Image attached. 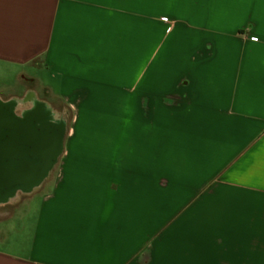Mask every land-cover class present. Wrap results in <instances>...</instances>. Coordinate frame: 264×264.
Masks as SVG:
<instances>
[{
	"label": "crops",
	"instance_id": "crops-1",
	"mask_svg": "<svg viewBox=\"0 0 264 264\" xmlns=\"http://www.w3.org/2000/svg\"><path fill=\"white\" fill-rule=\"evenodd\" d=\"M0 64L122 131L0 213V264H264V0H0Z\"/></svg>",
	"mask_w": 264,
	"mask_h": 264
},
{
	"label": "water",
	"instance_id": "water-1",
	"mask_svg": "<svg viewBox=\"0 0 264 264\" xmlns=\"http://www.w3.org/2000/svg\"><path fill=\"white\" fill-rule=\"evenodd\" d=\"M0 133L6 136L26 134L33 138H39L38 145L36 139L27 142V147L30 150L28 162L35 168L38 155L40 170L37 172L33 169L28 172L26 180H32L33 184L37 185L48 176L49 171L57 164L64 149L67 129L62 124L55 122L47 109H43L39 113L31 112L26 115V121H22L15 115L13 103L0 100ZM7 144H11V142L7 141ZM6 148L9 150L11 145L9 147L6 145ZM5 179L13 181L19 178H5L2 174L0 180ZM35 185H29L22 191L30 192ZM17 191L18 189L15 187L0 186V201L12 197Z\"/></svg>",
	"mask_w": 264,
	"mask_h": 264
},
{
	"label": "rangeland",
	"instance_id": "rangeland-1",
	"mask_svg": "<svg viewBox=\"0 0 264 264\" xmlns=\"http://www.w3.org/2000/svg\"><path fill=\"white\" fill-rule=\"evenodd\" d=\"M22 72L23 73L25 72L33 77H35L34 75H40V77L44 80V82H46L48 78L46 73L38 72L37 74L36 73L37 71L35 69L33 70L31 68L30 69L28 68L25 70H20V68L16 66L0 64V97L3 100L13 97L15 101H17L18 103V107H17L18 110L19 109L22 110V108H24V106L21 105V99L23 97V94L25 93L26 85H27L26 80L20 81L19 79V75ZM28 87L30 86L28 85ZM55 89L57 93L58 88L55 87ZM38 94H39V97L41 98L45 97V101L50 106V109H47V108L46 109L52 114L53 120L55 122L60 120L66 124L67 136H66V140L64 144L65 150L71 147L72 139L77 132H85V131L93 132V133L108 132L113 135L122 132V131L117 132L116 127L114 125L113 126H110V125H107V126L106 125H91V126L87 125L86 126L84 124L83 125L80 124L81 117H83L84 121L85 119L88 120V118H91V117L97 118L100 116H106L108 119L114 118L116 115L115 109L113 110L102 109V110H99L101 112L100 114L92 115L87 112H84L85 110H78V108H69L67 103L62 98H58V97L52 98L51 94H47L43 92L42 89H39ZM127 132H130V131H127ZM108 143H109V148L110 147L114 148L115 145L111 144L112 142H108ZM51 187L52 186H49L47 189L50 190ZM41 195L42 193L35 195L33 200L30 201L27 205L23 204L20 206L19 201L21 200L25 201L27 199V197H22L21 199H18L17 201L18 203L13 204L12 206H6L3 208H0V213H8V212L14 211L15 208L20 206L18 209L15 210V212L20 213L19 212L20 210L23 211L27 207L26 209L27 213L33 215L37 212L39 208ZM22 206L25 208L23 209ZM17 225H18L17 221L14 220L12 221V226L9 227L10 235L15 240H17V236L20 234L18 231ZM1 228H4V227H1ZM14 244H16V241L14 242Z\"/></svg>",
	"mask_w": 264,
	"mask_h": 264
},
{
	"label": "flooded vegetation",
	"instance_id": "flooded-vegetation-1",
	"mask_svg": "<svg viewBox=\"0 0 264 264\" xmlns=\"http://www.w3.org/2000/svg\"><path fill=\"white\" fill-rule=\"evenodd\" d=\"M0 100H2L0 98ZM4 102L13 103L14 104V113L18 117V119L22 121H26V115L35 112L39 113L43 109H46V105L40 98L37 99L34 92L30 91L26 98L21 99V105L24 106L22 110H18V103L15 100H2ZM62 124L66 128V124L62 121H57ZM36 139V144L38 145L39 138H33L26 134H19L13 136H6L0 133V155L2 158L0 159V176L3 174L5 178L15 177L19 179H15L10 181L8 179L0 180V186L7 187H15L18 191L10 198L0 201V204H4L8 202L10 199H20L25 197L27 192L22 191L23 188L28 187L33 184L32 180L27 181L26 176L28 172H31L33 169L35 171L40 170V160L38 155L36 157V165L35 168L32 167L28 162V156H30V150L27 147V142L29 140ZM7 141H10L11 144H7ZM6 145H11L9 150H6Z\"/></svg>",
	"mask_w": 264,
	"mask_h": 264
}]
</instances>
